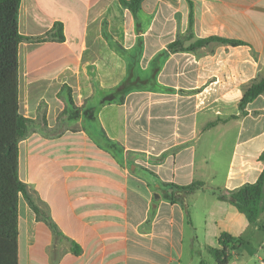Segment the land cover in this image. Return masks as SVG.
<instances>
[{
    "label": "crops",
    "instance_id": "0c3cea01",
    "mask_svg": "<svg viewBox=\"0 0 264 264\" xmlns=\"http://www.w3.org/2000/svg\"><path fill=\"white\" fill-rule=\"evenodd\" d=\"M140 4L20 1L18 175L62 235L19 194L18 264H216L222 234L241 239L227 264H264L223 198L264 168V93L239 105L264 77V0Z\"/></svg>",
    "mask_w": 264,
    "mask_h": 264
},
{
    "label": "trees",
    "instance_id": "16d2710c",
    "mask_svg": "<svg viewBox=\"0 0 264 264\" xmlns=\"http://www.w3.org/2000/svg\"><path fill=\"white\" fill-rule=\"evenodd\" d=\"M21 0H0V264H18L17 239H18V197L23 194L37 218L45 221L53 230L56 237L62 234L52 221L48 213L43 210L33 199L27 185L18 175V146L19 142L27 136L32 119L26 118L19 111L18 93V46L28 37L23 36L18 30V10ZM119 2L136 13L140 9L141 0H119ZM60 24H56L58 30ZM58 39L61 35L58 34ZM210 40H223L217 37L197 40L202 44ZM226 41V40H223ZM230 43L236 41L227 40ZM193 45L188 47L192 49ZM170 52L185 49L181 40L169 44ZM264 93V77L254 80L245 89L240 101V108ZM82 107H76L69 96L67 107L59 115L78 113ZM264 160V153L260 156ZM204 185L197 181L187 186L170 185L179 189L184 194H189L196 187ZM171 200H180L173 194H166ZM239 212L243 213L250 223L258 222L264 214V168L257 180L247 183L240 188L223 196ZM184 204V203H183ZM187 209L186 204H184ZM219 248H208L216 264H227L230 252L235 251L241 244V239L229 234H222L219 238ZM72 250L78 254L80 247L72 242ZM264 252V244L262 245Z\"/></svg>",
    "mask_w": 264,
    "mask_h": 264
},
{
    "label": "rangeland",
    "instance_id": "374dc122",
    "mask_svg": "<svg viewBox=\"0 0 264 264\" xmlns=\"http://www.w3.org/2000/svg\"><path fill=\"white\" fill-rule=\"evenodd\" d=\"M260 225L264 226V216H260V220L256 223L251 224V242H250V248H254L255 243L259 239H264V229L260 228ZM254 227H257V229H253Z\"/></svg>",
    "mask_w": 264,
    "mask_h": 264
}]
</instances>
